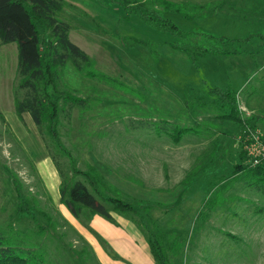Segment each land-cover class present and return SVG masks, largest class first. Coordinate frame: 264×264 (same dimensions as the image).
<instances>
[{
	"label": "rangeland",
	"instance_id": "obj_1",
	"mask_svg": "<svg viewBox=\"0 0 264 264\" xmlns=\"http://www.w3.org/2000/svg\"><path fill=\"white\" fill-rule=\"evenodd\" d=\"M61 1L59 18L71 25L72 42L99 72L134 91L88 78L68 61L64 81L89 107L62 120L58 147L30 114L18 117L15 102L26 92L18 88L17 45L0 42V235L34 244L47 264H156L143 216L167 236L172 264H264V180L233 175L241 154L248 156L246 131L264 143V1L167 0L211 5L217 14L168 15L179 28L241 40L232 46L241 55H210L198 65L166 44L171 36L109 0ZM159 1L147 3L159 8ZM130 38L157 42L160 56L142 45L128 48ZM215 87L238 94L249 128L221 117L226 106L209 97ZM160 119L197 123L200 133L176 142L148 126ZM92 168L103 187L86 176ZM76 181L101 200L131 203L139 217L109 204L113 222L88 209L74 217L61 189Z\"/></svg>",
	"mask_w": 264,
	"mask_h": 264
},
{
	"label": "trees",
	"instance_id": "obj_2",
	"mask_svg": "<svg viewBox=\"0 0 264 264\" xmlns=\"http://www.w3.org/2000/svg\"><path fill=\"white\" fill-rule=\"evenodd\" d=\"M109 1L126 14L139 19L152 31L171 36L172 41L166 44L186 53L196 65L200 59L210 55L242 54L240 50H234L232 47L234 43H240V39L216 36L203 31H185L168 17L170 14H179L189 20L205 19L215 11L211 5L160 0L159 8H150L148 0ZM64 7L61 0H0V42L3 45L13 43L17 45V71L20 77L18 88L26 92L23 99H17L15 102L16 113L20 119L28 113L38 128L45 126L58 147L61 146L58 128L62 120H69L71 111L75 107L82 109L89 107V99L78 95V91L67 86L64 81V70L68 61L73 63L79 73L88 78L104 81L115 88L134 91V88L123 81L99 72L94 60L72 42L71 25L59 18ZM130 40L128 48L142 45L155 57L160 56L157 42L139 38H130ZM237 95L230 89L219 87L209 89V97L219 100L214 104L220 102L223 107L226 106L225 113L220 114L222 118L225 117L244 128H249L250 120H244L242 117ZM0 115H2L1 111ZM148 126L159 134L171 135L176 142L200 133L197 123L193 127H180L167 119H160V122H152ZM250 134L251 131L248 133L246 131L245 136L248 137ZM240 157L241 162L235 165L233 175L246 173L263 181L264 164L253 166L249 163L246 152ZM86 176L90 177L92 185L104 186L103 176L95 168H92L91 173ZM96 189L100 190L97 187ZM61 198L63 204L76 218L83 210L88 209L93 214L113 222L114 217L106 204L112 205L118 213H134L138 217L140 215L131 203L123 199L97 198L81 181L63 186ZM139 225L147 233L149 249L156 264H172L167 249V236L160 231L157 233L156 222L152 220L148 222L141 216ZM0 264H47V260L34 244L20 245L17 240L0 235Z\"/></svg>",
	"mask_w": 264,
	"mask_h": 264
},
{
	"label": "built area",
	"instance_id": "obj_3",
	"mask_svg": "<svg viewBox=\"0 0 264 264\" xmlns=\"http://www.w3.org/2000/svg\"><path fill=\"white\" fill-rule=\"evenodd\" d=\"M251 134L247 137L249 141L246 146L249 163L253 166L262 165L264 164V143L258 137L251 139Z\"/></svg>",
	"mask_w": 264,
	"mask_h": 264
},
{
	"label": "crops",
	"instance_id": "obj_4",
	"mask_svg": "<svg viewBox=\"0 0 264 264\" xmlns=\"http://www.w3.org/2000/svg\"><path fill=\"white\" fill-rule=\"evenodd\" d=\"M217 1H220V0H212V1H210V2L207 1V2H205V3H213V2H217ZM227 1H229V0H227ZM250 1H255V0H249V2H250ZM258 1L260 2V1H264V0H258ZM182 3H183V2H182ZM185 3H186V2H185ZM64 8H65V7H64ZM213 14H214V13H213ZM213 14L210 15V16H215V15H217V14H215V15H213ZM216 17H217L218 19H219L220 17H221V18H223V17L226 18V16H224V15H220V16H216ZM119 234H120V233H119ZM112 235H113V236H120V235H118V233H117V234H112ZM105 237H106V236H105ZM106 239L109 240L108 237H106ZM112 245H113V244H112Z\"/></svg>",
	"mask_w": 264,
	"mask_h": 264
}]
</instances>
